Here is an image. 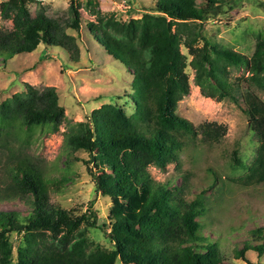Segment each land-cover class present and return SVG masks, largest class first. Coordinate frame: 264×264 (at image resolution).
Here are the masks:
<instances>
[{
	"label": "trees",
	"instance_id": "trees-1",
	"mask_svg": "<svg viewBox=\"0 0 264 264\" xmlns=\"http://www.w3.org/2000/svg\"><path fill=\"white\" fill-rule=\"evenodd\" d=\"M221 1L155 0L154 13L122 23L103 15L97 3L88 0L94 17L87 22L90 33L134 77L130 114L118 105H103L85 121L69 124L64 134L67 148L84 151L97 163V190L111 199L108 224L99 228L91 210L77 216L53 203L37 164L10 155L0 176V203L17 198L28 211L25 215L0 211V264H221L219 244L201 233L205 193L188 198L191 189L185 172L179 174L182 185L174 188L172 181H153L148 172L151 166L178 168L185 148H211L227 133L224 125L205 122L195 127L176 115L178 102L189 94L188 67L201 95L236 105L248 116L254 139L264 143L257 120L264 117V100L255 92H264V39L256 40L247 57L207 38L203 23L219 14ZM31 2L0 3L1 16L11 23L10 30L0 29V60L32 53L41 45L45 52L60 49L78 61L76 39L66 31L80 29V6L71 0L62 15L48 16L40 9L32 16ZM242 67L246 74L231 78V69ZM64 120L55 88L26 85L22 93L0 103V145L6 148L13 134L37 128L54 133ZM207 173L219 201L224 184L217 186L219 176ZM232 182L243 188L264 187V147L248 171ZM88 229H102L112 251L88 253ZM12 233L21 235L16 246L9 239ZM247 237L240 250L234 249L235 259L247 262L245 254L252 251L264 264V227L249 231Z\"/></svg>",
	"mask_w": 264,
	"mask_h": 264
},
{
	"label": "rangeland",
	"instance_id": "rangeland-1",
	"mask_svg": "<svg viewBox=\"0 0 264 264\" xmlns=\"http://www.w3.org/2000/svg\"><path fill=\"white\" fill-rule=\"evenodd\" d=\"M7 0H0V3ZM88 0H74L80 6L82 23L76 32L67 34L76 39L79 48L78 61H72L60 49H46L39 46L35 51L21 54L8 61L0 60V103L22 93L25 86L42 90L55 88L58 103L64 110L65 120L54 133L40 128L32 132L13 134L6 148L0 145V176L10 155L30 158L43 172L50 188L51 201L74 215H82L91 210L97 225L108 224L111 199L98 192L95 177L99 173L96 162L81 150L67 148L64 134L67 126L83 122L103 105H118L127 114L133 92L134 77L120 63L115 62L90 33L87 22L90 16ZM97 9L105 16H113L119 22L128 23L139 19L145 13H154L155 0H94ZM71 0H32L28 5L34 16L42 9L48 16L62 15ZM217 12L203 23V34L220 47L230 48L250 57L257 39H264V0H222ZM0 29L10 30L11 23L0 14ZM201 44H199L200 46ZM186 56V50L180 47ZM43 56H46L43 58ZM190 57L186 56V63ZM185 72L189 80V94L178 102L176 115L189 121L193 126L205 122H215L226 126L227 133L221 144L208 147L200 145L187 147L180 153V166L166 164L151 166L148 172L153 181H172L170 188L182 185L179 174L186 173L190 195L193 199L201 195L205 204L204 216L199 218L201 233L219 244L221 264H262L256 254H245L247 262L235 259L234 249L240 250L248 240L247 233L264 227V187L243 188L233 184L232 179L243 176L251 167L258 150L264 147L260 139H254L248 116L244 115L228 100L216 101L201 95L193 80V72L188 67ZM242 68H232L231 78L245 75ZM264 100V92L255 90ZM264 130V117L257 118ZM237 159V160H236ZM12 160V159H11ZM209 169V170H208ZM207 171L219 176L217 186L222 187V199L217 200V187L211 188L212 178ZM96 174V175H95ZM5 184L1 183V187ZM19 211L27 214L28 206L21 200L1 202L0 211ZM106 231H108L106 229ZM87 252L112 251L102 229H88ZM21 235H9L13 246ZM16 249L13 250V260Z\"/></svg>",
	"mask_w": 264,
	"mask_h": 264
}]
</instances>
